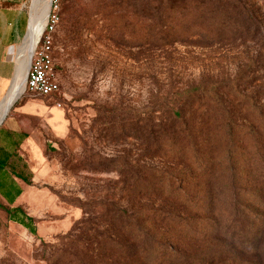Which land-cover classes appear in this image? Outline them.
<instances>
[{"label":"rangeland","instance_id":"obj_1","mask_svg":"<svg viewBox=\"0 0 264 264\" xmlns=\"http://www.w3.org/2000/svg\"><path fill=\"white\" fill-rule=\"evenodd\" d=\"M151 1L60 2L44 36L51 37L53 74L61 83L64 129L47 138L40 162L41 182L58 206L34 218L37 234L10 221L0 206V264H264V152L248 129L232 153L236 184L224 163L194 170L178 190L188 205L149 194L159 183L147 175L143 130L135 137L133 127L144 129L156 95L207 75L243 74L240 87L253 96L264 84V68L255 83L246 81L252 75L240 68L249 62L241 41L151 48ZM9 6L0 0V10Z\"/></svg>","mask_w":264,"mask_h":264},{"label":"trees","instance_id":"obj_2","mask_svg":"<svg viewBox=\"0 0 264 264\" xmlns=\"http://www.w3.org/2000/svg\"><path fill=\"white\" fill-rule=\"evenodd\" d=\"M152 1L147 22L151 48H167L195 39L211 43L233 40L235 45L241 41L246 46L249 62L241 64L240 68H250L251 71L243 73L252 75L246 81L251 84L259 79L256 71L264 68V0ZM251 48L257 49V56L251 55ZM242 76L207 75L182 86L177 82L176 86L151 101L144 129L138 124L133 127L135 137H139L143 130L151 164L147 175L159 183L149 194L178 197L188 205L189 199L178 196V190L196 174L194 170L204 172L224 163L236 184L238 172L232 153L242 145L239 134L243 130L248 129L253 138H258L257 148L264 152V105L261 102L264 84L257 90L255 100V95L247 94L240 87ZM239 119L246 120L249 126L244 128ZM155 162L163 163V166H154ZM167 166L174 170L167 171ZM260 177L264 182L263 169ZM234 205L236 212L243 209L239 201ZM9 213L11 220L36 234L33 220H27L21 214L23 210ZM235 222L234 216L231 225Z\"/></svg>","mask_w":264,"mask_h":264},{"label":"crops","instance_id":"obj_3","mask_svg":"<svg viewBox=\"0 0 264 264\" xmlns=\"http://www.w3.org/2000/svg\"><path fill=\"white\" fill-rule=\"evenodd\" d=\"M6 1L10 6L0 10V206L9 219V211L23 210L37 234L34 218L58 206L41 182L40 162L48 149L47 138L64 129V112L55 98L21 94L29 54L46 24L50 0Z\"/></svg>","mask_w":264,"mask_h":264},{"label":"built area","instance_id":"obj_4","mask_svg":"<svg viewBox=\"0 0 264 264\" xmlns=\"http://www.w3.org/2000/svg\"><path fill=\"white\" fill-rule=\"evenodd\" d=\"M62 0H50V12L42 37L36 43L32 51V59L27 71L26 83L23 93L35 96L56 98L61 95V83L53 74L51 37L44 36L47 28H53L58 16L55 13ZM61 106V102L57 101Z\"/></svg>","mask_w":264,"mask_h":264},{"label":"bare ground","instance_id":"obj_5","mask_svg":"<svg viewBox=\"0 0 264 264\" xmlns=\"http://www.w3.org/2000/svg\"><path fill=\"white\" fill-rule=\"evenodd\" d=\"M49 6H50V5H49ZM49 9H50V7H49ZM45 27H46V24H45V26L42 28V30L38 33L37 37L34 38V44H33V47H32V49H31L30 54L32 53L33 48L35 47L36 43H37V42L39 41V39L42 37L43 32H44V30H45ZM30 54H29V59H28V68H29V63H30Z\"/></svg>","mask_w":264,"mask_h":264},{"label":"water","instance_id":"obj_6","mask_svg":"<svg viewBox=\"0 0 264 264\" xmlns=\"http://www.w3.org/2000/svg\"><path fill=\"white\" fill-rule=\"evenodd\" d=\"M31 59H32V53L30 54V63H31ZM30 63H29V66H30Z\"/></svg>","mask_w":264,"mask_h":264}]
</instances>
